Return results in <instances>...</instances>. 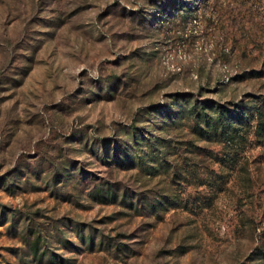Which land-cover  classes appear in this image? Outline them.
I'll return each instance as SVG.
<instances>
[{"label": "rangeland", "instance_id": "obj_1", "mask_svg": "<svg viewBox=\"0 0 264 264\" xmlns=\"http://www.w3.org/2000/svg\"><path fill=\"white\" fill-rule=\"evenodd\" d=\"M263 96L264 0H0V264H264V139L190 114Z\"/></svg>", "mask_w": 264, "mask_h": 264}, {"label": "trees", "instance_id": "obj_2", "mask_svg": "<svg viewBox=\"0 0 264 264\" xmlns=\"http://www.w3.org/2000/svg\"><path fill=\"white\" fill-rule=\"evenodd\" d=\"M259 73V72H257ZM207 103L200 104L197 109V101L194 100L190 107V114L203 122L205 131L209 135H216L220 138L234 136L237 129L245 127L251 121H255V134L257 137L264 139V96L253 103L240 101L227 105H213ZM213 110V114L207 113L205 110Z\"/></svg>", "mask_w": 264, "mask_h": 264}]
</instances>
